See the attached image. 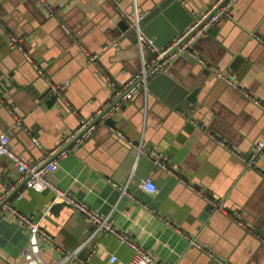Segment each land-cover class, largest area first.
Returning <instances> with one entry per match:
<instances>
[{"label":"crops","instance_id":"crops-1","mask_svg":"<svg viewBox=\"0 0 264 264\" xmlns=\"http://www.w3.org/2000/svg\"><path fill=\"white\" fill-rule=\"evenodd\" d=\"M49 1L63 6L61 21L50 16L39 0H0V20L23 38V48L12 49L0 27V131L8 133L12 148L29 162L58 159V167L47 178L97 212L109 214L119 231L129 233L160 261L221 264L191 245L169 221L228 264H264V154L257 168L248 170L211 136L214 133L244 154H251L264 141V108L214 76L216 71L228 70L250 96L264 102V43L253 35L264 38V0H236L230 16L220 15L208 35L194 44L203 64L185 57L174 59L164 72L150 78L152 91L139 89L111 114L117 120L115 126L99 121L96 130L73 144L65 156L50 153L77 128L79 114L93 115L110 99L109 85L83 48L99 53L100 63L119 85L142 67L143 60L135 32L118 28L122 18L117 9H130L134 0ZM160 1L138 0V10L145 13L143 32L165 45L169 25L175 26L160 9L152 11ZM214 1L181 0L195 17L200 12L195 5L205 4L202 11H206ZM25 52H30L31 61ZM38 67L47 80L38 74ZM160 74L167 77L158 78ZM171 80L189 89L201 87L195 107H173L158 96L167 94ZM48 81L52 87L61 85L66 101L58 96L49 105L37 99L32 89H44ZM14 119L21 126L16 131L18 126L9 127ZM139 144L166 152L169 167L179 177L155 166L138 151ZM15 176L7 158L0 156V196L4 183L11 185ZM148 176L158 192L141 188ZM180 177L224 197L228 213L246 227L230 213L213 212ZM120 186H127L134 198ZM54 198L51 189L37 191L21 182L5 201L36 216L49 208L42 225L54 241L68 250L80 247V256H89L93 264H131L133 249L128 244L111 233L93 235L85 216L68 200L54 202ZM27 243L25 229L0 216V264H22L21 250ZM41 255L51 262L58 253L43 247Z\"/></svg>","mask_w":264,"mask_h":264},{"label":"built area","instance_id":"built-area-1","mask_svg":"<svg viewBox=\"0 0 264 264\" xmlns=\"http://www.w3.org/2000/svg\"><path fill=\"white\" fill-rule=\"evenodd\" d=\"M43 7L48 11V14L57 20L61 21L60 11L62 9L61 4H53L49 0H39ZM115 1V0H110ZM225 0H215L206 11H201L195 17L194 22L188 26L185 30L180 32L170 43L165 46H159L155 42V38L147 36L142 30V21L145 17V13L139 12L135 8L132 12L127 11L124 8L119 7L118 15L124 19L128 24V29L132 30L136 34L137 45L140 49V55L142 56V67L124 84H117V82L111 77L107 72L104 66L99 61V53H92L86 48H83L86 53L88 60L96 65L99 74L106 80L110 92V99L107 104L100 108L95 114L89 116H81L79 114V124L70 134L66 135L64 139L57 144V147L51 151V155L59 154L60 156H65L70 152V147H67L78 133H80L84 128L90 125V128L85 132L80 138H78L74 144H80L83 140L97 128V123H93L95 118L101 114L109 104L115 101V104L111 107L110 110L105 112L102 116L104 121L108 117L112 116L111 114L116 112L121 106L132 99L133 95L139 89L147 88V83L150 78L153 76L164 72L167 66L178 57H185L194 62L204 63L203 57L195 50L194 44L196 41L205 35H208L210 28L214 25L216 20H218L220 15L230 16V8L236 0H227L225 4L218 9V12L211 15L214 9L219 7L221 3ZM0 27L5 31L8 40L10 42V47L23 48V38L15 35L5 24L4 21L0 20ZM258 40L264 43V38L257 34H253ZM114 44H116L114 42ZM106 46L105 48H107ZM148 52L150 58L147 60L145 53ZM26 57L31 61L30 52H25ZM151 69V70H149ZM44 74V73H43ZM215 74L218 78L226 81L228 84L239 89L245 95L250 97L252 101L264 108V102L255 97L250 96L249 91L240 86L239 82L235 80L228 70H219ZM68 85L69 83H64ZM54 92L60 97L64 98L65 96L62 93L61 85L53 86ZM66 101V100H65ZM69 108L76 113V109L73 108L68 102H66ZM121 137L124 138V135L119 132ZM213 139H215L221 146L229 149L231 152L236 154L244 163L246 169H255L259 159L264 154V141H259L255 149L251 154H243L237 150L231 148L227 142L216 136L214 133H211ZM35 141L37 139L35 138ZM138 151L147 154L153 164L159 168L167 170L169 173L174 174L179 177V174L169 167V156L166 152L156 149H147L142 146V144L137 145ZM0 156L7 158L9 161L10 169L16 172L15 181L10 185L4 183L5 192L0 196V216L8 218L15 223L21 225L28 234V243L25 248L21 250V259L22 264H93L90 260V257H81L80 256V247L72 250H68L59 246L47 229L42 225V218L46 215L49 208H46L42 211L39 216L34 214H26L17 209L15 206L5 201L6 195L14 190L16 186L24 182L25 185L29 188H32L37 191H44L46 189H51L55 193L54 202L59 198H64L68 200L73 206L76 212L81 213L88 220L90 226H93L94 231L93 235L96 232L111 233L116 235L122 242L128 244L133 249V256L130 260L131 264H172L160 261L148 252H146L143 247H141L127 232L119 231L113 222V219L109 214H102L92 209L86 202L78 200L73 196L69 195L67 192L61 190L57 185L47 178V173L51 170H55L58 167V159H54L49 162L38 161V162H29L19 153H17L10 144V137L8 133L3 132L0 134ZM180 179L186 183L188 187L194 190L196 193L201 195L205 201L209 204L210 209L213 212H225L228 213V210L225 206V198L219 196H213L208 192L197 188L192 183L186 182L183 178ZM141 188L145 189L150 193H156L159 191L158 185L154 182L151 177H145L142 179ZM123 192L127 193L130 197L134 196L127 190V186H120ZM4 202V203H3ZM230 216L233 220L239 224L246 227V224L237 218L236 216ZM168 224L171 225L182 237H184L191 245L198 247L201 250L206 251L212 257H214L221 264H228L222 258L214 254L212 251L208 250L203 242H201L197 237L192 236L184 232L181 228L175 226L168 221ZM43 247H51L58 253V256L51 262H47L41 255V249ZM110 261H116V256L112 255Z\"/></svg>","mask_w":264,"mask_h":264},{"label":"water","instance_id":"water-1","mask_svg":"<svg viewBox=\"0 0 264 264\" xmlns=\"http://www.w3.org/2000/svg\"><path fill=\"white\" fill-rule=\"evenodd\" d=\"M226 2H227V0L223 1L219 7H217L216 9L213 10L211 15L217 13L218 9L222 6V4H225ZM204 5L202 3V4H197L195 6L201 12L202 9L204 8ZM209 7H210V5H209ZM135 8L138 9V0H134L132 3V7L130 9H127V11L132 12ZM158 9H160V12H163L164 15H167V17L169 19L168 21L175 26V28H172L169 25V27L167 29L169 32L168 41H167L168 43H170L172 41V39H174L178 35L179 32H182L188 26H190L195 20L194 14L187 10V8L182 4L181 0H161L154 8H152V11L154 12V11H157ZM219 18H221V17H219ZM118 28L121 31H127L128 30L127 22L124 19H120V21L118 22ZM147 36H150V35H147ZM150 37H152V36H150ZM201 38L202 37H200L198 40L200 41ZM155 42L157 45H159L157 43L156 39H155ZM165 45H167V44H165ZM165 45H159V46H165ZM113 48L116 49L117 47H113ZM145 57L147 60L150 58L148 52H146ZM41 69L42 68H39V70H37L38 74L40 76H42L45 80H47L45 77L46 74ZM149 70H151V69H149ZM206 72L208 74H210L209 69H206ZM165 75L166 74H160V75H158L159 76L158 78L167 77ZM214 76H215V78L216 77L218 78V76L216 74H214ZM150 83L151 82L149 80V82L147 83V88L152 91ZM200 89H201V87H199V86H197L194 89H189L186 86L178 83L176 80H174V82L171 80V83L169 84L168 89H167V94L165 96H162V95H158V96L160 98H163V100L166 103L170 104L173 107L193 108V107H195V105L198 102V93H199ZM32 90L35 93L38 100L45 101L49 105H54L56 103V101L59 99L58 98L59 95L54 93V89H53L52 85L50 84V82L48 83V86H46L44 89L33 88ZM114 104H115V101H113L106 108H104L103 112L95 118L93 123H97V122L101 121L103 114L105 112H107L108 110H110ZM116 122H117V120L113 116H110L104 120V123L108 126H115ZM17 123H18L17 120L14 119L12 124L9 125V127L18 126ZM20 127L21 126L14 128L13 131H16V129H19ZM89 128H90V125L87 126L86 128H84L80 133H78L76 135V137L69 144H67V147L72 146L78 138H80L85 132H87V130ZM4 131H0V134L3 133ZM58 154H59V152H58ZM242 164L245 168V165L243 162H242ZM248 170H253V169H248ZM4 202H6V201H4Z\"/></svg>","mask_w":264,"mask_h":264}]
</instances>
